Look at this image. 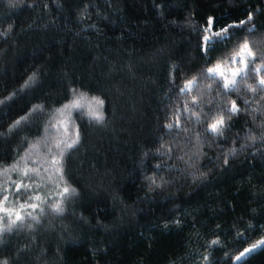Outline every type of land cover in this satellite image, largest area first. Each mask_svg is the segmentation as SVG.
Instances as JSON below:
<instances>
[{
    "label": "trees",
    "instance_id": "16d2710c",
    "mask_svg": "<svg viewBox=\"0 0 264 264\" xmlns=\"http://www.w3.org/2000/svg\"><path fill=\"white\" fill-rule=\"evenodd\" d=\"M256 9L261 11L252 36L261 39L264 0H0V31L12 26L0 36V99L33 72L40 77L24 97L30 103L13 104L0 113V132L5 133L0 165L13 164L17 153L24 156L43 135L42 122L11 136L9 125L34 104L67 103L70 88L104 99L107 118L106 126H89L76 117L82 147L66 164L80 196L68 213L44 217L34 232L7 236L0 259L11 258L12 264H199L210 253L211 264H233L236 253L264 236V144L257 142L224 166L222 158L216 161L219 148L208 137L213 146H204L206 156L200 160L208 176L199 183L167 167L183 168L182 162L154 155L161 143L172 144L163 125L185 99L177 96L179 87L209 66L208 56L212 63L229 57L233 45L247 35L238 33L228 48L218 46L206 56L195 26L215 16L222 27ZM261 122L264 115L255 124ZM232 124L224 148L233 146L237 133L239 147L254 128L245 113ZM158 163L166 165L160 175L174 181L168 189L172 197L148 192L144 176L153 175ZM176 219L179 226L172 224ZM217 238L220 244L209 249ZM245 264H264V250L246 257Z\"/></svg>",
    "mask_w": 264,
    "mask_h": 264
},
{
    "label": "snow or ice",
    "instance_id": "6c2138e0",
    "mask_svg": "<svg viewBox=\"0 0 264 264\" xmlns=\"http://www.w3.org/2000/svg\"><path fill=\"white\" fill-rule=\"evenodd\" d=\"M8 2L12 4L14 0ZM21 2L22 0H15V3ZM259 11L261 10H249L245 19L232 20L222 27H218L221 18L215 16H208L205 24L195 26L199 34V49L206 56L215 52L218 46L228 48L238 33L247 35L242 42L237 41L233 45V53L229 57L212 63L211 56H208L205 65L209 66L184 81L177 96H190V99H183L179 106L174 107V118L163 125L164 134L172 137V144L166 146L161 143L154 155L182 162L183 168H178L175 164L167 167L170 171L180 172L184 178H190L193 183L203 182L208 176V173L201 171L203 165L200 163L201 158L206 156L204 146H213L208 137L219 148L216 161L219 162L222 158L224 166L257 142L264 144V122L255 124L264 115V95H261L264 93V38L252 36L258 31L254 18ZM11 30L12 26L9 25L7 32L0 31V36L7 35ZM250 80L253 83H249ZM202 81L208 83L204 84ZM39 83V73L33 72L20 87L0 99V113L13 104L30 103L24 97L34 91ZM193 92L196 94L192 95ZM247 93L252 96L247 98ZM170 94L171 90L166 95ZM233 94L235 99L231 98ZM68 95V102L60 107H50L47 101L32 105L28 112L9 125L7 134L11 136L26 128L39 127L42 122L43 135L29 145L24 156L17 153L19 158L13 164L0 165V246L6 244L5 238L10 234L25 230L36 231L46 216L64 217L72 202L80 196L70 180L71 172L66 164L72 152L82 147L83 137L76 117L81 121L86 119L89 126H106L105 100L99 96H90L88 91L80 88H70ZM238 101H242L243 107ZM241 113L251 116L254 128L248 129L245 143L235 146L240 140L237 133L232 140L233 146L224 148L222 145L228 140L233 119ZM4 137L5 133L0 132V139ZM27 139L24 137V142ZM160 139L163 141V137ZM177 150L181 152L180 155L175 154ZM3 154L0 151V155ZM144 155L148 156L150 153L146 152ZM33 156L37 158L33 159ZM154 167L153 175L144 176L148 192H168L174 181L160 175L166 165L158 163ZM11 173H15L18 179L13 180ZM50 186H54L55 191H49ZM173 195V192H168L169 197ZM80 219L86 218L81 216ZM172 224L179 226L181 221L176 219ZM163 227L168 228L169 224L165 223ZM238 236L244 238L242 232ZM219 244L218 238L213 239L208 248ZM257 249L264 250V236L232 257L233 264H245V258ZM0 264H12V260L0 259ZM199 264H211L210 253L204 254Z\"/></svg>",
    "mask_w": 264,
    "mask_h": 264
},
{
    "label": "rangeland",
    "instance_id": "374dc122",
    "mask_svg": "<svg viewBox=\"0 0 264 264\" xmlns=\"http://www.w3.org/2000/svg\"><path fill=\"white\" fill-rule=\"evenodd\" d=\"M185 99H190V96H189V97H185ZM170 119H171V117L169 116V117L167 118V120H166V123L170 122ZM258 240H259V239H258ZM256 241H257V240H256ZM256 241H255V242H256ZM255 242H254V243H255ZM252 244H253V243H252ZM250 245H251V244H250ZM248 246H249V245H248ZM248 246H246V247H248ZM246 247H245V248H246ZM243 249H244V248H243ZM243 249H242L241 251H243ZM239 252H240V251H239ZM239 252L236 253L234 256L238 255ZM234 256H233V257H234ZM232 262H233V259H232Z\"/></svg>",
    "mask_w": 264,
    "mask_h": 264
}]
</instances>
